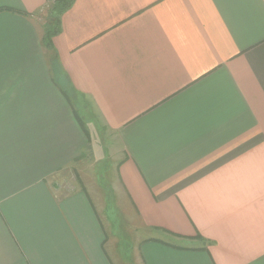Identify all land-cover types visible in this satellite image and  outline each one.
<instances>
[{"label":"crops","instance_id":"obj_1","mask_svg":"<svg viewBox=\"0 0 264 264\" xmlns=\"http://www.w3.org/2000/svg\"><path fill=\"white\" fill-rule=\"evenodd\" d=\"M54 1L0 0V264H264V0Z\"/></svg>","mask_w":264,"mask_h":264},{"label":"rangeland","instance_id":"obj_2","mask_svg":"<svg viewBox=\"0 0 264 264\" xmlns=\"http://www.w3.org/2000/svg\"><path fill=\"white\" fill-rule=\"evenodd\" d=\"M53 17H54V12H52V11L50 12V10H49V12L47 13V16H45V24L49 25V23ZM77 98H78V95H77ZM79 99H80V102L83 101V99H81V98H79ZM91 130H92V127H91ZM111 143H113V145H112V148H113V146H115L114 140H113V142L111 141ZM106 163H107L106 167L100 166L101 162L97 164V167H89L87 170V174H89L90 178L93 179L95 182L96 181L98 182L99 190L102 191V193L106 196V198H110V196L113 197V195H111V192H112V186L114 183L116 168L114 167V164L112 162L107 161ZM68 170L69 169H66L63 172H61L57 176L58 177L57 180H60L63 177V183H67L69 186H71L72 181L74 180V177L72 174H75L76 176H78L77 172L82 174V175H83V173L79 168H77V172H76V168H75L74 169L75 171L73 173H70V174H69ZM57 182H59V181H57ZM98 187H97V189H98ZM107 204H108V202H107ZM116 204L117 203L114 201V198H112V203L110 202V206L112 207L113 211H112V213H110L111 214L110 221L113 223V225H112V227H110L109 230L111 231V233L110 234L108 233V235L113 239V241H115V244L122 247V249H121V255H122L121 260L127 259V261H128L129 256L131 255V251H130L131 250V247H130L131 242H130V238H129L130 234L126 235V232L123 231V229H122L123 222L120 221V219H118L117 221L114 219V214L119 215V210L117 209ZM123 225L126 226L127 223L123 224ZM126 230L128 232V229H126ZM118 256H119L118 254L112 256L113 257L112 259L117 264H118V262H120V258H118Z\"/></svg>","mask_w":264,"mask_h":264},{"label":"trees","instance_id":"obj_3","mask_svg":"<svg viewBox=\"0 0 264 264\" xmlns=\"http://www.w3.org/2000/svg\"><path fill=\"white\" fill-rule=\"evenodd\" d=\"M74 0H55L50 8V12H54V17L50 21L49 25L45 28L43 42L49 48H51V38L61 31L60 28V16L68 10L73 4ZM84 155L81 154V157Z\"/></svg>","mask_w":264,"mask_h":264}]
</instances>
